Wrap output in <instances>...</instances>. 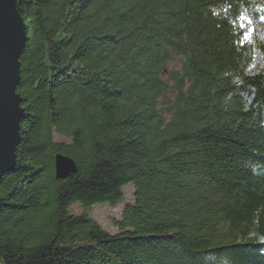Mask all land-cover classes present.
I'll return each instance as SVG.
<instances>
[{"label":"trees","instance_id":"trees-1","mask_svg":"<svg viewBox=\"0 0 264 264\" xmlns=\"http://www.w3.org/2000/svg\"><path fill=\"white\" fill-rule=\"evenodd\" d=\"M18 9L23 115L0 180V264H264V0ZM58 153L76 172L55 176ZM126 185L115 232L71 210L114 205Z\"/></svg>","mask_w":264,"mask_h":264},{"label":"water","instance_id":"water-1","mask_svg":"<svg viewBox=\"0 0 264 264\" xmlns=\"http://www.w3.org/2000/svg\"><path fill=\"white\" fill-rule=\"evenodd\" d=\"M18 5L19 0H0V180L14 167L21 141L23 108L17 85L20 80L19 59L27 33ZM54 166L57 178H65L77 170L74 160L60 153L55 155Z\"/></svg>","mask_w":264,"mask_h":264},{"label":"rangeland","instance_id":"rangeland-1","mask_svg":"<svg viewBox=\"0 0 264 264\" xmlns=\"http://www.w3.org/2000/svg\"><path fill=\"white\" fill-rule=\"evenodd\" d=\"M123 192H124L123 199L114 205L110 203L102 202V203H95L88 207H84L81 204L76 203L71 205V210L73 212L78 213L86 209L104 229L110 232H115L117 230V227L114 225L113 220L121 216L122 208L124 207L126 202L132 199V193H133L132 186L131 185L124 186Z\"/></svg>","mask_w":264,"mask_h":264},{"label":"snow or ice","instance_id":"snow-or-ice-1","mask_svg":"<svg viewBox=\"0 0 264 264\" xmlns=\"http://www.w3.org/2000/svg\"><path fill=\"white\" fill-rule=\"evenodd\" d=\"M262 19H264V18H262ZM248 38V35H247V33L245 34V39H247Z\"/></svg>","mask_w":264,"mask_h":264},{"label":"bare ground","instance_id":"bare-ground-1","mask_svg":"<svg viewBox=\"0 0 264 264\" xmlns=\"http://www.w3.org/2000/svg\"><path fill=\"white\" fill-rule=\"evenodd\" d=\"M16 154H17V152H16Z\"/></svg>","mask_w":264,"mask_h":264}]
</instances>
